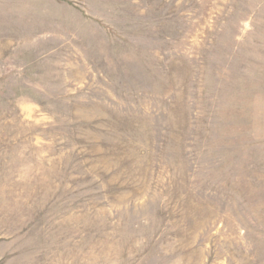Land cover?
Wrapping results in <instances>:
<instances>
[{
	"label": "rangeland",
	"instance_id": "1",
	"mask_svg": "<svg viewBox=\"0 0 264 264\" xmlns=\"http://www.w3.org/2000/svg\"><path fill=\"white\" fill-rule=\"evenodd\" d=\"M0 264H264V0H0Z\"/></svg>",
	"mask_w": 264,
	"mask_h": 264
}]
</instances>
